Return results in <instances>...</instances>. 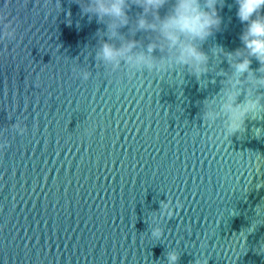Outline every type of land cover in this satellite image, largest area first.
<instances>
[{
	"label": "water",
	"instance_id": "obj_1",
	"mask_svg": "<svg viewBox=\"0 0 264 264\" xmlns=\"http://www.w3.org/2000/svg\"><path fill=\"white\" fill-rule=\"evenodd\" d=\"M127 2L112 35L90 0H0V264H264V65L235 0L198 75ZM130 40L154 68L100 57ZM233 92L258 104L229 136Z\"/></svg>",
	"mask_w": 264,
	"mask_h": 264
},
{
	"label": "clouds",
	"instance_id": "obj_2",
	"mask_svg": "<svg viewBox=\"0 0 264 264\" xmlns=\"http://www.w3.org/2000/svg\"><path fill=\"white\" fill-rule=\"evenodd\" d=\"M136 6L142 11L137 17L136 28L138 30L153 31L167 43L169 50H174L172 59L176 63L188 65L194 74L203 71V65L207 60L206 54L200 50L198 41H204L212 35L213 29H218L221 17L218 14V0H174L169 10L160 15V9L168 3V0H135ZM237 5L236 16L245 25L240 39L243 42L249 57H254L259 64L264 65V0H235ZM89 11L97 19L108 17L107 25L112 35L116 30L128 25L126 8L130 7L127 0H90ZM7 16V11L0 13ZM151 15L152 20H148ZM7 23V21H5ZM135 40L123 43L119 48L104 43L101 45L99 55L109 63L119 64L121 60L132 63L137 67L154 68V58L146 54L128 55L136 46ZM156 49L149 45L148 52ZM239 55V52H237ZM251 61L244 58L235 64L237 74L250 72ZM163 67V64L160 65ZM264 85V79L258 81ZM238 93H230L227 96L224 108L228 113L227 135L238 133L243 126L244 118L249 113H254L258 101L245 99L237 103ZM153 236L161 235L159 229H154ZM169 264H176L178 256L175 253L168 254Z\"/></svg>",
	"mask_w": 264,
	"mask_h": 264
}]
</instances>
